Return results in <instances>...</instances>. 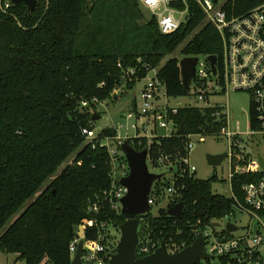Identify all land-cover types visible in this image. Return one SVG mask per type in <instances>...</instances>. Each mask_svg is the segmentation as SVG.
I'll return each mask as SVG.
<instances>
[{
    "label": "trees",
    "instance_id": "obj_1",
    "mask_svg": "<svg viewBox=\"0 0 264 264\" xmlns=\"http://www.w3.org/2000/svg\"><path fill=\"white\" fill-rule=\"evenodd\" d=\"M263 2L225 0L223 10L228 19L240 18ZM176 5L188 7L189 19L172 34L161 32L156 16L146 18L140 0H38L34 12L23 2L6 11L0 5V233L12 222L0 234V252L17 254L26 264H72L71 243L80 227L87 240L96 238L98 229L91 225L95 219L120 233L122 224L136 218L140 239L149 235L169 247L183 242L190 246L196 241L194 229H206L236 213L232 197L214 193L216 177L198 179L183 162L190 136L221 135L227 126L223 106L180 107L170 115V136L130 139L136 150L149 149L153 167L176 169L171 179L164 176L154 185L157 204L166 190L176 191L168 208L157 215L132 217L110 209L103 194L111 188L112 169L100 142L118 131L106 128L92 143L83 134L84 129H95L99 104L117 99L119 88H125L124 94L154 68L160 67L167 96L180 98L192 94L183 84L181 58L213 55L220 67L223 42L216 27L204 23L205 14L195 0ZM131 69L135 74L127 75ZM132 108L138 112L136 103ZM249 110L251 128L257 130L252 105ZM233 148L239 151V146ZM73 155L72 163L58 173ZM260 177L232 179V191L241 202L242 186ZM99 200L105 212L90 213ZM180 202L182 217L169 216L167 210ZM116 239L110 244L113 254Z\"/></svg>",
    "mask_w": 264,
    "mask_h": 264
},
{
    "label": "built area",
    "instance_id": "obj_2",
    "mask_svg": "<svg viewBox=\"0 0 264 264\" xmlns=\"http://www.w3.org/2000/svg\"><path fill=\"white\" fill-rule=\"evenodd\" d=\"M180 0H140L141 6L156 16L159 28L164 34H172L179 30L181 25L188 21V7L179 8L176 3ZM205 14V24L210 23L218 30L223 42V61L220 67L218 60L216 62V72L214 73L208 61L209 56H198L199 62L196 67L195 77L191 86L194 95L197 96L198 102L206 103V106H213L208 103L207 93L211 94H228L230 91L246 92L251 98L252 108L255 114V122L258 129L251 128V118L249 110V128L247 134L264 136V2L263 5L251 11L248 15L240 18L228 19L226 12L223 10L224 1L215 3L212 0H195ZM264 1V0H263ZM185 2V0H184ZM175 3V4H174ZM4 11L10 8L13 3L6 2L3 6ZM160 67L149 71L147 84L142 92L144 100L143 108L138 111H130L126 115L129 122L128 129L136 132L134 137H121L118 129L124 128L123 125L117 129L116 137H104L100 146L106 148L111 165V188L103 194L104 201L108 202L111 210L122 213L121 200L128 194V189L121 184V180L130 174V168L125 154L119 150L124 139H133L157 136V129L167 130V136H170L174 130V124L170 115H175L178 108L169 107L168 101L166 106L161 104L162 96H167L166 86L159 76ZM135 70L131 69L127 75H134ZM125 83V82H124ZM94 102H96L94 100ZM83 106H88L83 102ZM250 109V108H249ZM227 126L221 131L220 136H226L231 141L232 153L236 155L233 147L239 146V137L241 134L240 125L236 131L229 130V120L226 113ZM145 119L144 121H140ZM83 134L86 140L92 143L98 138L99 132L96 129H84ZM201 135L190 136L188 143V157L183 162L188 167L190 174L196 173L197 169L192 166L189 160L190 152L194 148L193 138ZM237 138V140H236ZM235 155H231V160ZM243 154H238L235 163L231 162L229 181L237 175H261L253 182L242 186L243 201L232 191V198L235 201L236 213L247 214L250 217L248 224L241 227L235 224L239 229L234 232H228L225 227L220 225V221H214L207 225L206 229L196 228L193 230L196 240L203 238L204 251L210 256L209 259H202L196 264H211L213 260H218L219 264H264V170L258 161L253 160ZM228 158V157H227ZM168 158H161L160 163L164 164ZM148 161L149 158H148ZM155 185V184H154ZM232 189V187H231ZM155 191L154 186L149 198V205L152 208L157 205V199L152 197ZM168 198H172L176 191L173 187L167 190ZM104 201L93 203L89 212L99 215L105 212ZM151 210V209H150ZM236 213L234 216L236 215ZM230 217V216H229ZM218 223L219 227L213 224ZM231 223V222H229ZM98 229L96 238L87 240L84 238V247L81 264H109L112 256L111 241L115 235L109 229L110 223L98 222L97 219L91 222ZM182 232L180 231V234ZM82 239L78 237L70 245L72 258L75 257L79 243ZM162 241L154 240L149 235L143 236L139 240L137 255L143 258L155 253L161 247ZM191 246V245H190ZM170 253H177L187 246L183 242L180 246L173 244L169 247ZM210 248L209 252L207 248Z\"/></svg>",
    "mask_w": 264,
    "mask_h": 264
},
{
    "label": "rangeland",
    "instance_id": "obj_3",
    "mask_svg": "<svg viewBox=\"0 0 264 264\" xmlns=\"http://www.w3.org/2000/svg\"><path fill=\"white\" fill-rule=\"evenodd\" d=\"M225 1V0H223ZM147 19H150L152 14L146 8H142ZM205 23V22H204ZM190 38L186 41L188 42ZM186 44V43H185ZM185 44L180 48L182 49ZM179 56V53L175 54ZM174 56V55H173ZM170 56V57H173ZM169 57V58H170ZM168 58V59H169ZM181 58V57H180ZM182 59V58H181ZM167 59L162 62L161 65L166 63ZM147 84V79L139 81L132 89L127 90L124 94L125 88H119L117 90V99L109 100L98 105V115L101 116L95 125L97 132H101L106 128H116L118 129L120 125L124 128H119L118 131L121 137L126 138L127 136L134 137L136 132L127 128L128 121L126 120V115L128 112L132 111V104L136 103L137 110L140 111L144 106V100L142 97V92L145 85ZM191 96L180 97V98H169L162 96L161 104L166 106L168 101L169 107L180 108L186 106H199L206 107V103L198 102L197 96L194 95L193 90H191ZM208 103L210 105H220L226 109L229 120V130L232 132L236 131L238 124L240 125L241 134L239 137V151H236V155L232 153L231 141L226 136H206L203 141H199V137L193 138L194 148L190 152L189 160L192 166H195L196 177L202 180H208L210 178L216 177V181L213 184V191L216 194L224 195L227 197L232 196L231 184L229 181L230 165L232 161L235 163V157L238 154H243L249 156L251 159L258 161L259 159L264 160V136L247 134L249 128V108L251 103V98L246 92L230 91L228 94H211L208 95ZM142 119L140 121H144ZM156 135L158 137H163L167 135V130L157 129ZM128 139H124V142ZM123 142V143H124ZM228 154V158L220 166H212L208 162V156H217L222 154ZM231 155H235L231 160ZM74 155L69 158L58 170L60 173L64 167L72 163ZM149 170L153 174L165 175L169 180L173 177L175 173V168L172 170L170 167H159L155 168L152 166L150 161H148ZM52 180V179H51ZM49 180L48 183L51 181ZM45 184V187L46 185ZM36 197V196H35ZM35 197H33L23 208V211L29 203H31ZM169 198L166 190L165 199H161L160 203L153 206L150 212L157 215L160 209L168 208ZM17 216L13 218L16 219ZM250 220L249 215L237 212L235 217L230 216L226 219L220 221V225L225 227L229 222L238 223L241 227L248 224ZM7 224L5 228L1 231L4 232L11 224ZM112 233L118 238L119 241L121 234L117 232L113 227L109 228ZM0 233V234H1ZM115 241V242H116ZM208 251L211 249L208 247ZM17 254H7L0 252V264H26L24 261H18ZM211 264H219L218 260H213Z\"/></svg>",
    "mask_w": 264,
    "mask_h": 264
},
{
    "label": "water",
    "instance_id": "obj_4",
    "mask_svg": "<svg viewBox=\"0 0 264 264\" xmlns=\"http://www.w3.org/2000/svg\"><path fill=\"white\" fill-rule=\"evenodd\" d=\"M14 5L22 2L26 4L29 12H34L37 8L38 0H11ZM208 61L213 72H216V56H209ZM199 57H185L180 60L183 84L190 91L195 77L196 67ZM101 116L93 117V121L97 122ZM130 168L128 177L121 180V184L128 189V194L121 200L122 214L126 216H142L150 212L149 198L154 184L161 180L165 175L153 174L149 170L148 158L149 149L146 148L138 151L131 144L130 140H126L121 145ZM228 157V154L217 156H208V162L212 166H220ZM259 164L264 170V160L259 159ZM184 203L180 202L167 210V214L174 218H181L183 215ZM219 227L218 223L213 224ZM139 227L140 222L136 218L128 219L119 228L121 237L117 243V251L110 258L109 264H196L202 259H209L210 256L204 251V240L200 238L191 246L177 253L168 251L166 241H163L161 247L153 254L139 258L137 255L139 245ZM239 228L228 223L226 230L234 232ZM84 228L80 227L79 237L82 239L79 243L77 253L73 258L72 264H81L82 253L84 247Z\"/></svg>",
    "mask_w": 264,
    "mask_h": 264
},
{
    "label": "crops",
    "instance_id": "obj_5",
    "mask_svg": "<svg viewBox=\"0 0 264 264\" xmlns=\"http://www.w3.org/2000/svg\"><path fill=\"white\" fill-rule=\"evenodd\" d=\"M131 108H132V105H131Z\"/></svg>",
    "mask_w": 264,
    "mask_h": 264
}]
</instances>
